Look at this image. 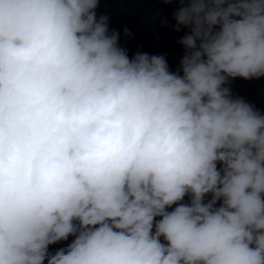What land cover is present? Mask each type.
Returning <instances> with one entry per match:
<instances>
[{
	"label": "clouds",
	"instance_id": "obj_1",
	"mask_svg": "<svg viewBox=\"0 0 264 264\" xmlns=\"http://www.w3.org/2000/svg\"><path fill=\"white\" fill-rule=\"evenodd\" d=\"M99 2L0 0V264H264V114L229 86L264 77V0H163L177 71Z\"/></svg>",
	"mask_w": 264,
	"mask_h": 264
},
{
	"label": "water",
	"instance_id": "obj_2",
	"mask_svg": "<svg viewBox=\"0 0 264 264\" xmlns=\"http://www.w3.org/2000/svg\"><path fill=\"white\" fill-rule=\"evenodd\" d=\"M178 7V3H164L163 0H100L96 12L98 17H109L110 31L119 33V46L127 49L130 58L136 52L165 55L170 70L177 71L185 51L178 41L188 32L185 28L174 31L173 12ZM125 28L131 35L125 34ZM229 86L234 98H243L264 114V77L252 80L236 78ZM188 201L186 196L184 202ZM72 239L69 237L67 241L51 245L49 251L67 247Z\"/></svg>",
	"mask_w": 264,
	"mask_h": 264
}]
</instances>
